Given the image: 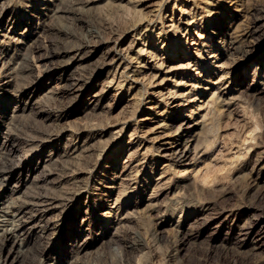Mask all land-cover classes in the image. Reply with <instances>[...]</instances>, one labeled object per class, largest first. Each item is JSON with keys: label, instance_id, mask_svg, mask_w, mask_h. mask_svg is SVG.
I'll use <instances>...</instances> for the list:
<instances>
[{"label": "rangeland", "instance_id": "374dc122", "mask_svg": "<svg viewBox=\"0 0 264 264\" xmlns=\"http://www.w3.org/2000/svg\"><path fill=\"white\" fill-rule=\"evenodd\" d=\"M152 1L0 0V22L15 17L22 32L0 42V206L28 221L14 264H264V0L164 4L168 19L182 8L196 14L192 33L231 28L221 52L231 98L218 103L198 87L214 105L197 181L176 167L161 178V169H143L114 134L143 116L134 109L148 83L125 45L152 42L164 57L178 47L194 53L173 29L138 38L155 16ZM208 54L201 62L213 68ZM122 58L119 87L111 79ZM187 79L176 84L197 86Z\"/></svg>", "mask_w": 264, "mask_h": 264}, {"label": "bare ground", "instance_id": "6f19581e", "mask_svg": "<svg viewBox=\"0 0 264 264\" xmlns=\"http://www.w3.org/2000/svg\"><path fill=\"white\" fill-rule=\"evenodd\" d=\"M177 1L179 0H174V7ZM166 2L168 0H153L149 3L148 6H151L152 13L154 12V15L159 16L162 20H160V26L154 23L155 16L147 20V27L144 32H139L140 36L138 38L141 39L143 34L148 33V30H151L149 35L152 36L155 29H160V35L165 31L173 29L175 32L180 33L183 38L190 39L189 48H193L194 53L192 54L190 49L186 52L183 48L178 47L172 56L164 57L159 56L154 51L155 45L152 42L140 43V41L133 40L131 42L129 41L128 45H125L122 52L135 56L132 57L137 59L134 71L142 72L148 83L146 86V94H142L143 96L138 100L137 107L134 109L135 114H137L136 112H140L143 113V116L137 118L133 126L128 122L123 124L122 128L120 127L121 129L114 130V134L118 139H122L127 149H135L132 153L140 155L141 159L146 162L147 165L143 169H146L148 165L150 167L151 164L153 169H161L159 176L161 178L169 167H176V170L184 174V177H193L197 181L199 178L196 179V177L198 174H201L200 171L203 168H201L203 151L201 150L202 147H200V136L201 132L207 127V115H210L207 106L210 100H212V97H215L218 103H227L229 98H231L230 94L234 91V88H229L230 86L227 83L225 84L229 72L224 69L226 61L223 60L221 53L224 49L227 50L225 42L231 28L224 24L219 27L218 31L211 32V35L196 31L192 33V28L197 25L196 14H191L192 11L190 12L182 8L179 14H176L172 10L171 16L168 19L166 17L168 12L165 15L163 12ZM164 17L167 18L165 22ZM18 21L19 19L10 16L0 22V42L4 43L7 38L12 40L20 37L22 32L20 34L16 30V25L20 22ZM222 39H224L223 43H221ZM233 43L235 42L231 41V44ZM204 51H209L208 56L211 64H214L213 68L206 67L201 62L200 57ZM6 54L7 51H1L0 60H3ZM125 63L127 64L122 58L115 66V74H113L111 79V84L114 86L120 87L125 85L121 81V75L119 74L118 76L117 74H122L127 69V66H124ZM240 73L242 71L238 70L236 75ZM184 78H188L187 80L198 78L197 86L193 82L189 83V81H184L186 86L181 89L176 83H181ZM246 78L247 74L245 73ZM139 81H130L129 89L136 88L140 83ZM82 82H76L78 89L82 88ZM198 87H200V91ZM210 90H213L212 97L201 100L198 98L199 92L204 96ZM92 93L95 95L97 93L96 89ZM188 95L191 97L189 98ZM216 102L215 104H217ZM183 110H187L188 112L182 113ZM174 111H178L179 114L175 117L170 116ZM7 143L9 142L7 141ZM9 147L13 153H18V149L14 145L9 144ZM151 157L154 158L153 161ZM126 175H128V171L125 167L120 174V178L123 180ZM113 183H116V181ZM119 200V196L116 195L110 204L111 210L115 206L117 207ZM2 202L4 201L2 200ZM2 207H4L3 204L0 206V264H14L17 258L16 252L23 238L22 234L26 231L25 227H27L28 221L20 219L23 216V211H6ZM107 213L109 214V212ZM51 264L59 263L54 262Z\"/></svg>", "mask_w": 264, "mask_h": 264}]
</instances>
